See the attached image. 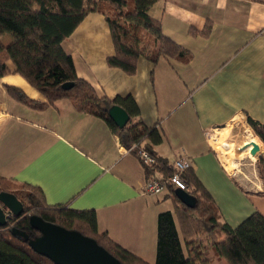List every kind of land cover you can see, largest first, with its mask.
I'll list each match as a JSON object with an SVG mask.
<instances>
[{
	"label": "crops",
	"instance_id": "crops-1",
	"mask_svg": "<svg viewBox=\"0 0 264 264\" xmlns=\"http://www.w3.org/2000/svg\"><path fill=\"white\" fill-rule=\"evenodd\" d=\"M149 14L191 54L188 62L161 57L153 63L144 56L134 75L110 67L108 58L115 54L110 28L105 16L93 13L63 43L78 77L100 97L134 98L140 120L158 126L164 136L154 148L157 157L170 167L181 157L191 161L221 223L236 228L255 212L264 215V178L238 169L240 162L230 171L211 139L236 121L247 128L249 118L264 124V0H162ZM145 49L156 57L157 48ZM6 85L46 101L20 75L0 79V177L40 188L50 206L95 211L100 233L155 264L158 218L175 213L176 191L145 194L149 179L143 165L103 120L77 112L69 100L45 110L29 108L12 99ZM256 142L250 136L245 145ZM260 147L252 161L264 158ZM170 174L159 170L154 176Z\"/></svg>",
	"mask_w": 264,
	"mask_h": 264
},
{
	"label": "trees",
	"instance_id": "trees-1",
	"mask_svg": "<svg viewBox=\"0 0 264 264\" xmlns=\"http://www.w3.org/2000/svg\"><path fill=\"white\" fill-rule=\"evenodd\" d=\"M160 1L0 0V79L9 74L20 75L46 101H33L21 89L6 85L8 95L36 110L69 100L77 112L103 120L127 149L136 145L148 150L158 161L155 167L143 166L148 179L159 170L172 174V167L154 152L164 136L158 126L148 127L140 120V108L134 98L98 96L87 81L78 77L73 58L63 47L85 18L97 13L105 16L115 47V54L107 61L110 67L134 75L138 60L144 56L153 63L161 57L188 62L191 54L166 37L161 22L149 14ZM6 35L11 36V43L2 42L1 37ZM146 47L158 49L155 58L146 55ZM67 83L73 84L72 89L63 88ZM114 106L124 109L131 118L123 130L109 116ZM248 125L264 143V124L249 118ZM136 153L134 149L132 154ZM258 167L264 178V158ZM184 179L189 187L187 193L197 199V204L190 209L175 195L180 204L175 213L159 215L155 264H214L216 260L226 264H264V215L255 212L236 228L221 223L213 197L192 170L184 174ZM1 192L15 195L25 213L20 218L10 216L8 226L0 229V264H54L36 254L24 237L13 234L26 233L30 239L40 236L30 226L32 216L94 239L122 264H150L114 242L107 233H100L95 211L50 206L40 188L0 177Z\"/></svg>",
	"mask_w": 264,
	"mask_h": 264
},
{
	"label": "water",
	"instance_id": "water-1",
	"mask_svg": "<svg viewBox=\"0 0 264 264\" xmlns=\"http://www.w3.org/2000/svg\"><path fill=\"white\" fill-rule=\"evenodd\" d=\"M72 87V83L63 86L65 90H70ZM109 116L121 130L127 127L131 119L129 114L119 106L112 107L109 110ZM248 150L250 155L255 157L260 153V146L252 143L241 148L242 153ZM176 196L190 209L197 204V199L185 191L177 190ZM24 213V205L15 195L0 193V229L8 226L9 216L7 214L20 218ZM30 226L40 236L30 239L26 233L13 232L14 236L24 237L36 254L47 258L54 264H122L94 239L79 232L48 223L38 216L30 217Z\"/></svg>",
	"mask_w": 264,
	"mask_h": 264
},
{
	"label": "rangeland",
	"instance_id": "rangeland-1",
	"mask_svg": "<svg viewBox=\"0 0 264 264\" xmlns=\"http://www.w3.org/2000/svg\"><path fill=\"white\" fill-rule=\"evenodd\" d=\"M1 40L4 44H8L12 42V38L9 35L1 37ZM2 122H3V118L0 116V127H1ZM223 129H226V131L223 132ZM251 130L250 128H247L246 126L241 125L239 121H236V123H233L222 129L216 130L215 132L212 133L211 139H212V143H213V146L216 152L218 153L223 164H224L223 158L227 159V161L229 162L228 164L230 168L226 166L225 164L224 165L230 171L232 170V172H234L233 171L234 162H238V163L240 162L238 165V169L247 168V170L251 173H253V171L259 172V169H260L258 167L260 164L259 159H257L256 162L252 161V159L250 158L251 157L250 153L240 158V155L242 154L241 148L246 146L245 144L248 141V138L250 136H254L255 138H257L253 130L252 132ZM211 256H212V253H211ZM224 263H223V260H219V262L217 260V262L214 264H224Z\"/></svg>",
	"mask_w": 264,
	"mask_h": 264
},
{
	"label": "built area",
	"instance_id": "built-area-1",
	"mask_svg": "<svg viewBox=\"0 0 264 264\" xmlns=\"http://www.w3.org/2000/svg\"><path fill=\"white\" fill-rule=\"evenodd\" d=\"M134 149L137 150L135 156L144 167H155L158 165L157 159L148 150L135 145L131 149H128V152L132 154ZM172 169V174L167 177L159 178L153 176L149 179L144 188L145 194L149 196H162L168 194L171 190L189 192L184 174L192 169L191 161L181 157L174 162ZM7 215L10 217V214Z\"/></svg>",
	"mask_w": 264,
	"mask_h": 264
},
{
	"label": "bare ground",
	"instance_id": "bare-ground-1",
	"mask_svg": "<svg viewBox=\"0 0 264 264\" xmlns=\"http://www.w3.org/2000/svg\"><path fill=\"white\" fill-rule=\"evenodd\" d=\"M255 144H258L259 145V143H255ZM260 146V145H259ZM260 149H261V147H260Z\"/></svg>",
	"mask_w": 264,
	"mask_h": 264
}]
</instances>
